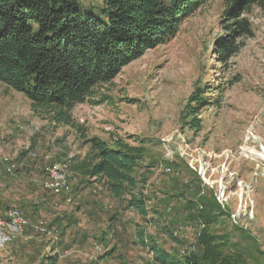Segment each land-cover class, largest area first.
Listing matches in <instances>:
<instances>
[{"label": "rangeland", "instance_id": "obj_1", "mask_svg": "<svg viewBox=\"0 0 264 264\" xmlns=\"http://www.w3.org/2000/svg\"><path fill=\"white\" fill-rule=\"evenodd\" d=\"M227 5H202L166 43L96 86L68 124L0 83V161L14 165L1 171L0 201L28 223L0 251V264H155L149 240L135 237L141 230L180 260L199 253L205 230L222 237L240 264H264V6L242 16L251 36L223 62L215 45L231 28ZM192 96H200L197 105ZM93 138L139 151L132 194L145 199L147 218L89 178ZM54 166L68 196L44 188L45 169ZM39 223L55 238L39 234Z\"/></svg>", "mask_w": 264, "mask_h": 264}, {"label": "trees", "instance_id": "obj_2", "mask_svg": "<svg viewBox=\"0 0 264 264\" xmlns=\"http://www.w3.org/2000/svg\"><path fill=\"white\" fill-rule=\"evenodd\" d=\"M209 1L101 0L93 5L85 0H0V83L22 94L33 108L51 110L56 123L68 124L71 111L84 104L96 86L111 82L147 50L166 43L183 20ZM226 2L224 17L231 28L215 45L223 62L236 52L239 38L251 36L242 16L253 6H264V0ZM198 97L192 96L190 102L197 105ZM88 144L93 157L89 178L101 182L114 198L125 200V210L147 218L144 199L132 194L137 181L131 174L142 162L139 151L120 142L110 147L95 138ZM204 222L209 225L212 220ZM146 226L153 227V220ZM135 237L140 244L149 240L146 246L155 264L241 262L239 255L226 251L222 237L205 230L196 240L199 253L181 260L149 243L145 231Z\"/></svg>", "mask_w": 264, "mask_h": 264}, {"label": "built area", "instance_id": "obj_3", "mask_svg": "<svg viewBox=\"0 0 264 264\" xmlns=\"http://www.w3.org/2000/svg\"><path fill=\"white\" fill-rule=\"evenodd\" d=\"M71 159V157H69ZM14 170V165L7 159L0 161V172L11 173ZM46 182L44 188L56 196H68L71 188L66 183L65 175L62 174L61 168L54 166L45 169ZM146 204V201L144 199ZM28 223L20 210L9 207L0 212V251L5 250L10 244L21 238ZM36 231L42 236L55 238L54 234L45 227L44 223H39ZM190 255V254H189ZM188 256V255H187Z\"/></svg>", "mask_w": 264, "mask_h": 264}, {"label": "crops", "instance_id": "obj_4", "mask_svg": "<svg viewBox=\"0 0 264 264\" xmlns=\"http://www.w3.org/2000/svg\"><path fill=\"white\" fill-rule=\"evenodd\" d=\"M0 174H2V172ZM4 190H5V188H4ZM7 207H8V205L1 200L0 201V211L4 210Z\"/></svg>", "mask_w": 264, "mask_h": 264}]
</instances>
